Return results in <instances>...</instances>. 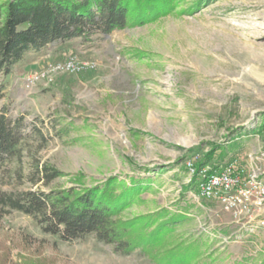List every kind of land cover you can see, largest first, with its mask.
<instances>
[{
	"label": "rangeland",
	"instance_id": "374dc122",
	"mask_svg": "<svg viewBox=\"0 0 264 264\" xmlns=\"http://www.w3.org/2000/svg\"><path fill=\"white\" fill-rule=\"evenodd\" d=\"M173 5L0 73V114L22 150L0 161V264H264V202L238 218L197 186L200 169L229 164L264 180V0ZM111 179L127 196L114 215L133 225L126 241L147 239L126 251L95 233L65 241L11 206Z\"/></svg>",
	"mask_w": 264,
	"mask_h": 264
},
{
	"label": "trees",
	"instance_id": "16d2710c",
	"mask_svg": "<svg viewBox=\"0 0 264 264\" xmlns=\"http://www.w3.org/2000/svg\"><path fill=\"white\" fill-rule=\"evenodd\" d=\"M173 7V0H0V73L9 75L30 50L78 38L86 40L92 32L121 30L128 26L130 15L143 24L154 10L166 14ZM17 127L0 114V161L21 154ZM42 172L48 181L62 176L46 166ZM116 182L111 179L103 187L82 191H29L11 206L35 218L44 232L61 234L65 241L95 233L100 241L126 251L147 239L126 241L133 225L114 218L127 197L116 195Z\"/></svg>",
	"mask_w": 264,
	"mask_h": 264
},
{
	"label": "built area",
	"instance_id": "2783aa9c",
	"mask_svg": "<svg viewBox=\"0 0 264 264\" xmlns=\"http://www.w3.org/2000/svg\"><path fill=\"white\" fill-rule=\"evenodd\" d=\"M57 68L72 71L74 63L70 61ZM40 77L29 78L27 86L34 85ZM243 173L244 170H239L235 164L221 170L200 169L197 178L200 197L216 200L226 213L235 214L238 218L249 216L264 202V180L259 173L250 172L245 176Z\"/></svg>",
	"mask_w": 264,
	"mask_h": 264
},
{
	"label": "crops",
	"instance_id": "0c3cea01",
	"mask_svg": "<svg viewBox=\"0 0 264 264\" xmlns=\"http://www.w3.org/2000/svg\"><path fill=\"white\" fill-rule=\"evenodd\" d=\"M26 57V56H25ZM24 59V58H23ZM23 59H22V61H20V63H18V64H16L15 66H14V69H16L17 67H19L20 66V64L23 62Z\"/></svg>",
	"mask_w": 264,
	"mask_h": 264
}]
</instances>
